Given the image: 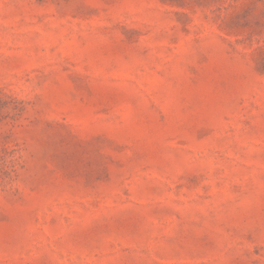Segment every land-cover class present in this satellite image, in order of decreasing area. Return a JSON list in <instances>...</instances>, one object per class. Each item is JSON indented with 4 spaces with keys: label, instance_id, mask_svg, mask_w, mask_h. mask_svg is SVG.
Masks as SVG:
<instances>
[{
    "label": "rangeland",
    "instance_id": "rangeland-1",
    "mask_svg": "<svg viewBox=\"0 0 264 264\" xmlns=\"http://www.w3.org/2000/svg\"><path fill=\"white\" fill-rule=\"evenodd\" d=\"M0 264H264V0H0Z\"/></svg>",
    "mask_w": 264,
    "mask_h": 264
}]
</instances>
